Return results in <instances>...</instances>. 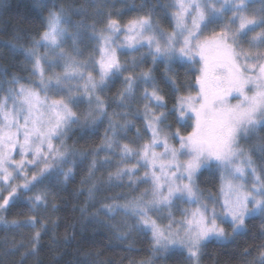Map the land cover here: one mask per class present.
<instances>
[{
    "label": "snow or ice",
    "instance_id": "6c2138e0",
    "mask_svg": "<svg viewBox=\"0 0 264 264\" xmlns=\"http://www.w3.org/2000/svg\"><path fill=\"white\" fill-rule=\"evenodd\" d=\"M38 7L0 52V264H264V0Z\"/></svg>",
    "mask_w": 264,
    "mask_h": 264
},
{
    "label": "trees",
    "instance_id": "16d2710c",
    "mask_svg": "<svg viewBox=\"0 0 264 264\" xmlns=\"http://www.w3.org/2000/svg\"><path fill=\"white\" fill-rule=\"evenodd\" d=\"M59 2V0H57ZM83 2V0H80ZM136 3H139V0H135ZM41 0H5V6L0 8V52H5L6 49L3 46V41L12 40L13 39V23H18L21 28L29 29L30 34L34 33L35 28L39 27V20L41 17L47 15V10L44 11L39 10V5ZM119 7V5H118ZM127 17H125L126 19ZM8 22V23H6ZM162 26L167 28V21L161 22ZM23 35V34H21ZM20 43H24L25 40L22 39L19 41ZM22 60V57H17L16 63H19ZM10 63V58L5 55L3 59H0V65H8ZM197 67V66H196ZM17 71L15 68H9V72ZM183 78V73H182ZM195 73L192 74V80L194 82ZM115 90V89H113ZM169 106H171V101L169 102ZM139 123V122H138ZM190 124V121H189ZM185 134L188 131H191V127L184 130ZM103 132V128H101V133ZM131 135V134H130ZM98 142V141H97ZM99 175V173L97 174ZM79 177H77V181ZM204 187H208L204 185ZM116 191H120L117 189ZM66 195V194H62ZM82 202V198H81ZM78 215V214H77ZM15 216V212L9 214L8 218L11 219ZM59 232L63 234L64 228L61 226ZM0 236H3V233H0ZM18 238V237H17ZM251 242V241H249ZM139 248H145L147 243H137L136 245ZM244 246L243 242H240L239 247L242 248ZM238 250V249H237ZM71 251V249H70ZM148 253L146 251L141 252H125L123 248L118 249H107L102 253V259H111L113 264H129L130 260H140L142 258H146ZM41 258L44 261V264H48V257L43 253L41 254ZM67 258V257H66ZM12 259H18L17 257H13ZM25 264H36V258H29L25 261ZM157 264H161L160 261H157ZM163 264H183L182 259H176L174 261L163 262ZM203 264H209V258L205 257ZM218 264H241L239 259L229 260L227 256H219Z\"/></svg>",
    "mask_w": 264,
    "mask_h": 264
},
{
    "label": "rangeland",
    "instance_id": "374dc122",
    "mask_svg": "<svg viewBox=\"0 0 264 264\" xmlns=\"http://www.w3.org/2000/svg\"><path fill=\"white\" fill-rule=\"evenodd\" d=\"M197 67H199V65H197ZM235 100H232V103H235ZM192 123V121H190V124ZM18 158V157H17ZM143 187V186H142Z\"/></svg>",
    "mask_w": 264,
    "mask_h": 264
}]
</instances>
